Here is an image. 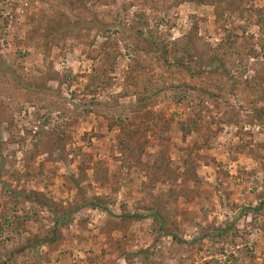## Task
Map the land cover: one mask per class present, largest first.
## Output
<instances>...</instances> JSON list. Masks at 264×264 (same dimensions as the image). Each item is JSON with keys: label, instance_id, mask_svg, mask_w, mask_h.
<instances>
[{"label": "rangeland", "instance_id": "obj_1", "mask_svg": "<svg viewBox=\"0 0 264 264\" xmlns=\"http://www.w3.org/2000/svg\"><path fill=\"white\" fill-rule=\"evenodd\" d=\"M0 264H264V0H0Z\"/></svg>", "mask_w": 264, "mask_h": 264}]
</instances>
